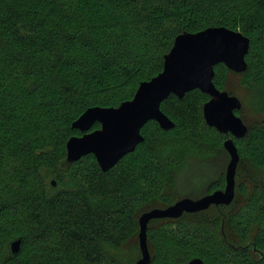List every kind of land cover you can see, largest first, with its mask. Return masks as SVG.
<instances>
[{
	"label": "trees",
	"instance_id": "trees-1",
	"mask_svg": "<svg viewBox=\"0 0 264 264\" xmlns=\"http://www.w3.org/2000/svg\"><path fill=\"white\" fill-rule=\"evenodd\" d=\"M210 27L250 39L247 70L219 63L214 77L220 91L236 95L233 76L250 92L256 121L243 117L239 97L236 111L244 138L210 127L211 97L195 89L164 100L175 126L146 123L144 141L110 170L93 154L67 161L68 141L84 134L73 123L87 109L132 100L163 71L177 36ZM228 138L240 154L233 202L151 220L150 264H264V195L252 177L240 180L247 159L264 169V0H0V264H122L114 252L132 239L140 248L141 215L177 201L167 191L192 162L210 166L189 153L218 148L230 160ZM209 168L197 189L206 195L226 187L227 168ZM18 238L19 253L6 259Z\"/></svg>",
	"mask_w": 264,
	"mask_h": 264
},
{
	"label": "water",
	"instance_id": "water-1",
	"mask_svg": "<svg viewBox=\"0 0 264 264\" xmlns=\"http://www.w3.org/2000/svg\"><path fill=\"white\" fill-rule=\"evenodd\" d=\"M250 39L242 32L226 27H210L197 33L184 32L177 36L168 55L165 56L161 73L142 82L132 100L117 108L91 107L73 123V128L84 134L72 137L67 143V161L76 162L93 154L103 171L113 168L124 156L135 151L144 141L141 133L146 123L154 120L164 130L172 129L174 122L161 110V104L171 94L184 97L187 92L199 89L211 99L205 103L203 112L207 124L224 134L244 138L248 127L236 113L242 102L214 84L215 66L224 63L236 72L248 68L246 55ZM98 122L101 128L90 131ZM230 155L226 169V187L199 199L184 198L167 208H157L144 213L140 219L139 243L142 253L136 264H150L147 230L153 219H177L184 213L208 210L211 206L230 205L236 193V174L240 154L234 139L224 143ZM53 186L56 182L52 181ZM21 239H14L8 248L6 259L16 256L21 249ZM189 264H205L200 258Z\"/></svg>",
	"mask_w": 264,
	"mask_h": 264
},
{
	"label": "rangeland",
	"instance_id": "rangeland-1",
	"mask_svg": "<svg viewBox=\"0 0 264 264\" xmlns=\"http://www.w3.org/2000/svg\"><path fill=\"white\" fill-rule=\"evenodd\" d=\"M240 81L241 80L239 78L232 76L230 79V83L228 84V87L234 91L236 97H239L242 100V102L247 104L246 110L243 113V117H245V119L249 122L256 121L255 118L257 117L258 114L250 107V92L241 85ZM201 150H203V148L202 149L196 148L195 151L192 150V152L194 151L193 154L195 155H193L192 153H189V155H191L193 158L194 156L200 157L204 159V161L207 163L211 162L210 166L205 164L201 165L192 162L191 163L192 165H190L189 170L183 171L180 174V176H178V179H175L171 183L167 193H169L170 194L169 196L172 197L173 199H177L176 202L184 198L199 199L202 198L203 196H206V190H204L203 188H201L200 190L197 189H199V186L203 183L206 172L208 171V169L210 170L209 167L213 166V168L220 167L222 169H226L228 166L230 160L228 156L220 149L216 148L215 150L212 149V151L208 150V152ZM241 173L243 175L241 176L240 179L242 183L246 184V180L248 179H246L245 177L247 178L248 176L252 177L251 178V182L253 183L251 184L252 189L254 190V187L256 185L258 188V192L264 195V169H257L254 165H250L247 159V161L243 162V165L241 167ZM190 189H194L195 191L192 192V190ZM185 195L191 197H185ZM196 196H198L199 198H195ZM156 203L152 202L150 206H154ZM155 208L157 209V207L150 208L144 213L149 212ZM229 239L233 240L234 238L230 236ZM138 247L139 246L137 240L132 239L119 251L114 252V254H116L121 259L122 264H136L142 257V254L140 252L141 249Z\"/></svg>",
	"mask_w": 264,
	"mask_h": 264
}]
</instances>
